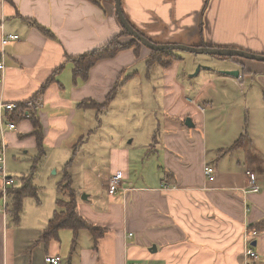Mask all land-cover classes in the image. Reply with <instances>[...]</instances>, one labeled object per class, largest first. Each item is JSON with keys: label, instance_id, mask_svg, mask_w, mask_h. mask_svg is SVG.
I'll return each mask as SVG.
<instances>
[{"label": "crops", "instance_id": "0c3cea01", "mask_svg": "<svg viewBox=\"0 0 264 264\" xmlns=\"http://www.w3.org/2000/svg\"><path fill=\"white\" fill-rule=\"evenodd\" d=\"M100 1L102 6L91 0H0V50L3 35L20 36L5 46L6 69L0 81V101L19 104L14 112L1 110L5 123H17V129L5 132L6 160L13 159L20 170H26L22 174L31 171L38 149L36 136L29 133L34 129L33 118L38 117L46 149L39 166L62 173L48 186L38 184L40 203L33 197L25 198L18 223L0 211V264H49L46 257L54 255L62 257V264H243L247 227L264 219V62L244 64L246 60L228 58L233 59L231 68L240 70L239 76H232L240 79L245 73L249 75L251 87H240L244 104L234 101V107L242 106L247 117L241 121L242 127L212 135L205 130L208 111L199 106L201 133L195 111L187 109L184 99L213 105L209 115L214 116L213 91L193 86L195 78L189 77L195 66L182 73L167 68L164 92L172 95L167 97L172 107L164 112L168 125L163 127L159 122L147 131L155 144L162 142L163 146L159 163H154L157 180L136 185L134 158L150 154L134 147V137L128 143L132 145L125 144L131 130L119 134L118 148L107 143L106 136L98 132L102 119L97 109L106 112L108 108L102 104L115 85L120 82L123 88V74L136 62L148 59L151 50L142 46L137 56L134 48H129L114 58L100 60L86 82L74 79V63L66 56L98 48L121 32L115 0ZM121 1L131 24L156 43L222 44L264 54V0ZM29 18L54 37L41 32ZM130 39L127 35L120 38L121 42ZM181 57L201 62L195 56ZM54 74L55 80L48 82ZM181 77L188 79L186 86L179 84ZM205 79L214 82V78ZM188 88L195 93L194 98L187 97ZM85 100L88 103L81 104ZM185 112L195 128L185 125ZM225 120L230 121V117ZM243 131L245 144L226 150ZM92 134L95 148L77 155L73 148ZM160 162L171 169V178L165 179ZM67 163L79 192L81 214L106 232L95 242L92 233L82 229L74 242L75 232L63 229L59 239L46 245L41 236L57 208L61 194L57 185ZM207 163L217 170L211 179L204 174ZM249 169L255 172L257 192L251 190ZM118 171L122 183L112 193L109 185ZM36 178L34 174V182ZM127 187L131 189L122 192ZM257 230L254 246L264 264V226Z\"/></svg>", "mask_w": 264, "mask_h": 264}, {"label": "rangeland", "instance_id": "374dc122", "mask_svg": "<svg viewBox=\"0 0 264 264\" xmlns=\"http://www.w3.org/2000/svg\"><path fill=\"white\" fill-rule=\"evenodd\" d=\"M130 38L133 37L130 36ZM173 51L182 56H195V58L200 59L201 62L197 63L193 58H182L179 61H174L170 66V70L182 73L184 69L192 70V66H195V70L189 77L190 79L195 78L193 86L197 89H207L210 87V90L215 94L214 108L216 111L214 116L209 115L212 112L211 108L213 105H209L208 107L203 101L196 100V103L193 102L192 99H184L187 109H192L195 111L198 124L197 129L200 130L201 133L203 132V115L200 113L202 111V107L204 108L205 112L208 111L205 123V130L208 135H212L211 133L216 132L223 133L228 128H236L239 125L242 127L244 122L241 123V121L246 119L247 114L244 112L242 106L234 107V101L244 104L245 96L240 87H242L244 84H247L249 87H251L248 79L249 75L245 73L241 75L240 79H238L227 74V71L237 70L231 68V60L233 59H228L229 57L223 58L220 57V55L213 53L193 52L182 49H175ZM235 57L241 60H246L245 62L242 61L244 64H248V62L253 61L263 62L246 57ZM199 66H201V68L197 72V68ZM165 70L166 69L161 65L155 64L151 69L150 74H148L147 59H144L142 62H136L132 68L123 74L121 79L126 78L130 74L132 76L129 79L126 78L127 80H122L124 87L119 89L116 97L110 102L106 112H104L103 108L97 109L98 114L102 119V123L99 126L98 132H102L103 135L106 136L107 143L115 148H118L119 134L131 130L132 134L125 138V144H128L129 141L134 137V147L138 149L143 148L148 151V154H150L145 158L137 155L134 158L132 177L135 178L136 185H148L149 183L157 180V172H155L156 167H154V163L158 162V157L162 155L163 146L162 142H157L155 144L154 136L153 139L149 138L147 131L149 132V127L151 126L153 129H155L159 122L163 127H167L168 125L165 123L166 121L164 119V112H167V109L172 107V105L167 102V97L172 95L166 94L164 92L165 81H167V77L164 74ZM217 75H220L221 77L217 78ZM205 78H214V82L207 83ZM188 82V79L181 77L179 84L186 86ZM187 90V97L194 98L195 93H190L189 88ZM199 106L202 107L199 108ZM184 115H187V118L185 119V125L189 127L186 124V120L188 118L191 119V116L187 114V112H185ZM226 116L230 117V121L225 120ZM191 123H194L193 120H191ZM193 127L195 128V124L189 128ZM95 138V134H92L88 140L80 143L77 147H74L73 151H75L77 155H80L83 153V150L85 152L88 150H93L95 148ZM160 164L162 165L160 168L163 172L164 169L171 170L163 162H160ZM206 165L207 164H205V166ZM213 169L215 172L217 171L215 166ZM6 171L9 175L14 176L26 172V170H20L17 163L10 158H8L6 162ZM160 173L163 174L162 172ZM61 174V171L57 174L55 168L50 169L49 167H44L41 165L39 166L37 173H35L37 177L35 184L38 186V184L41 182L43 185L48 186L53 180H57ZM109 188H112L111 184L109 185ZM115 192H117V190H115Z\"/></svg>", "mask_w": 264, "mask_h": 264}, {"label": "trees", "instance_id": "16d2710c", "mask_svg": "<svg viewBox=\"0 0 264 264\" xmlns=\"http://www.w3.org/2000/svg\"><path fill=\"white\" fill-rule=\"evenodd\" d=\"M91 1L96 3L97 5L102 6V2L100 0H91ZM28 20L31 22L32 25L38 27L40 31L43 32L45 35L49 37H54V35L51 33L49 29L41 25L36 20H32L30 18ZM203 23L205 25V16ZM125 35L127 36L129 35V37L131 36L127 30L122 28L119 34H117L109 42L98 48H95L93 50H90L88 52H85L77 56H71L69 54H66L67 59L73 61L74 63V67H73L74 79L76 80L77 78H80L82 82H86L89 79V75L92 67L98 61L103 59L114 58L121 51L125 49L134 48L136 55L139 56L143 45L140 43V41L133 38H131L130 41L128 42H121L120 38ZM191 46H197V45H191ZM213 46L229 47V45H222V44L213 45ZM150 50H151V54L147 59L148 74H150V71L155 64L161 65L162 67L167 69L170 68V66L174 61H176L177 59H182L181 55L175 53V51L173 50H152V49ZM220 57L226 58L227 56H220ZM62 67L63 64L56 70V72H58ZM246 70L247 68L245 69L243 68V71ZM55 75L56 74H54L49 79L48 82L54 81ZM125 79L126 78H124V80ZM121 86L122 84L120 82L117 83V85H115V88L110 92V94L108 95L107 99L104 101L102 106H105L106 108L109 107L110 102L114 99ZM5 102H13V101H5ZM84 103H88L87 100L81 102V104ZM10 118H13V116H10ZM32 121H33L34 129L31 133H29V135L36 136L38 152L33 160L32 168L31 171H29V173L21 174L18 176L10 175L15 178L16 183L8 189L9 207L7 209L6 214L2 210H0L1 212H3L5 218H9L12 216L15 223H18L20 220L24 208L25 198L33 197L36 199L37 202L39 203L41 202V199L39 197V187L34 182V174L38 169L39 163H41V160L44 159L46 155L45 142H44L45 137L43 134L42 125L39 118L34 117ZM158 133L159 130L157 129L155 136H157ZM246 139H247L246 132L243 131L240 134V136L235 140V142L232 144V146L230 148H226V150L233 149L234 147H238L242 144H245ZM63 169L64 172L62 178L57 185L58 190L61 193L56 200L57 208L55 209L52 217L50 218L47 225L43 229L41 241H43L46 245H48L52 240H57L60 238V233L63 229H72L75 232L74 242H76L77 233L80 230L85 229V230H89L92 233L96 242L101 236L105 234L106 229L104 227L96 226L89 219H87L85 216L81 214L78 207L79 192L73 186V176L70 171V164L69 163L65 164ZM164 173H165V179L171 178L172 175L171 170L164 169ZM0 186H1L0 188V206H1V202L3 199L1 182H0ZM262 226H264V219L259 223H256L250 227L252 230V228L260 229Z\"/></svg>", "mask_w": 264, "mask_h": 264}, {"label": "built area", "instance_id": "2783aa9c", "mask_svg": "<svg viewBox=\"0 0 264 264\" xmlns=\"http://www.w3.org/2000/svg\"><path fill=\"white\" fill-rule=\"evenodd\" d=\"M20 36L18 34H7L3 35L2 37V49L0 50V81L3 82L4 80V72L6 69L5 66V46L10 43L13 40H18ZM193 102H195L193 100ZM28 104L33 105V101H29ZM6 109L8 111L14 112L19 109V104L17 102H5L0 101V182L2 184V193H3V199L1 202L0 210H2L5 214L7 212V209L9 207V201H8V189L13 186L16 183V180L14 177L10 176L6 171V150H7V143H6V136L5 132L9 129H17V123L14 120H11L8 123H5L3 120V116L1 114V110ZM29 110L25 111V115H28ZM12 115V113H10ZM213 165L208 164L204 167V174L207 178L211 179L215 176L216 172L213 169ZM247 175L249 177V183L251 185V190L254 192H257L260 190L257 179L255 178L254 172L249 169L247 170ZM122 173L118 171L111 179V189L109 188V191L112 193H115V190H119L120 184L122 183ZM129 187L123 189L122 192L128 191ZM246 192H249L247 190ZM132 233H130V236ZM259 235V230L252 229L247 227V231L245 233V241H246V248L244 251V257H243V264H262L261 261V255L257 251V249L254 246V238ZM46 261L49 264H62L63 259L60 255H54V256H47ZM133 264H142L141 262L133 263Z\"/></svg>", "mask_w": 264, "mask_h": 264}, {"label": "water", "instance_id": "95a60500", "mask_svg": "<svg viewBox=\"0 0 264 264\" xmlns=\"http://www.w3.org/2000/svg\"><path fill=\"white\" fill-rule=\"evenodd\" d=\"M115 6H116V14L118 17V20L121 24V26L128 31V33L134 38L140 41V43L143 46H146L152 50H174V49H182V50H189L193 52H208L213 53L220 56H227V57H246L251 58L259 61L264 62V54L263 53H256L252 52L250 50L242 49V48H236V47H218V46H191V45H184V44H159L152 40H150L147 36L139 32L128 20V18L125 16L123 9H122V1L121 0H115ZM201 66L197 68V72L200 70ZM227 74L231 75H240V70L236 71H227ZM191 119L188 118L186 120V124L191 127L194 126V123H191ZM254 244L256 242L254 241Z\"/></svg>", "mask_w": 264, "mask_h": 264}]
</instances>
